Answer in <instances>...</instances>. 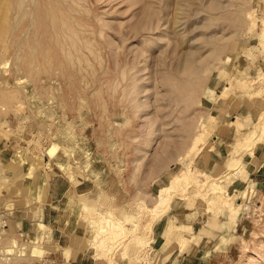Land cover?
I'll list each match as a JSON object with an SVG mask.
<instances>
[{
	"label": "rangeland",
	"instance_id": "374dc122",
	"mask_svg": "<svg viewBox=\"0 0 264 264\" xmlns=\"http://www.w3.org/2000/svg\"><path fill=\"white\" fill-rule=\"evenodd\" d=\"M29 1L0 0V264H73L69 184L108 264H264V0Z\"/></svg>",
	"mask_w": 264,
	"mask_h": 264
},
{
	"label": "crops",
	"instance_id": "0c3cea01",
	"mask_svg": "<svg viewBox=\"0 0 264 264\" xmlns=\"http://www.w3.org/2000/svg\"><path fill=\"white\" fill-rule=\"evenodd\" d=\"M54 164H57L56 162ZM59 164V163H58ZM27 170L23 172L20 176L23 177V181H20L18 183H12L9 189V194L12 196H18L21 193L25 192L26 189V179L25 174ZM60 182V186H61ZM31 184L33 185V182L31 180ZM41 184V182L37 183ZM66 184H69L67 182ZM67 186V185H66ZM79 186H76L75 184H69L66 188L63 190L62 199L67 200V202L63 205H61L56 209H52L54 211V216H50L51 218L47 219L49 217V214H45L44 221H50L52 225L55 227L54 236L55 242L51 244V247H54L55 250L50 252V258L52 260H55L59 263H62L64 259V251L65 249H69V259L70 262L73 264H108V261H106L104 258H98L96 257V251L94 248H92L89 245V240L87 237V225L85 224V221L78 219L72 215L74 207L73 203H69L70 200H77L79 195ZM82 193V192H81ZM119 193H115L114 195H118ZM85 195V193H84ZM69 200V201H68ZM74 202V203H75ZM174 221L168 222L166 225V235H169L171 232L172 226H174ZM181 225H176V227H179ZM56 232L59 233L58 237L56 238ZM57 233V234H58ZM56 245L57 248L55 247ZM164 243H161L160 247H163ZM195 246V245H193ZM194 248V247H193ZM199 252V253H198ZM197 254H200V250H198ZM122 253V252H121ZM121 253H118L116 255V259L118 258V264H125L128 262L127 258H121ZM197 254H193L194 258H190L192 255L188 253H179V250H173L170 251L166 257L165 252H159V255H161V260L163 264H174V262L178 261L182 264H185L186 260H194L197 258ZM182 257V259H180ZM164 259V261H163ZM181 260V261H180ZM180 263V264H181ZM128 264V263H127Z\"/></svg>",
	"mask_w": 264,
	"mask_h": 264
},
{
	"label": "bare ground",
	"instance_id": "6f19581e",
	"mask_svg": "<svg viewBox=\"0 0 264 264\" xmlns=\"http://www.w3.org/2000/svg\"><path fill=\"white\" fill-rule=\"evenodd\" d=\"M25 1V0H24ZM29 1V0H28ZM58 1V0H57ZM65 0H61V2H63V3H65L64 2ZM7 2H9V1H7ZM30 2V1H29ZM36 2H39L38 0L36 1V0H34V3H35V5H36ZM69 2V1H68ZM78 3V2H77ZM7 4V3H6ZM35 5H33V7L35 6ZM24 6H25V3H24ZM35 8V7H34ZM68 8V7H67ZM23 10V9H22ZM35 10V9H34ZM32 11H33V9H32ZM8 12V11H7ZM56 12V11H55ZM22 13V12H21ZM46 14V13H45ZM19 17V16H18ZM61 18V17H60ZM31 21V20H30ZM9 29V28H8ZM12 29V28H11ZM33 29V28H32ZM263 31H264V25H263ZM29 32V31H28ZM39 32V31H38ZM28 34V33H27ZM8 35H10V33L8 34ZM9 37V36H8ZM63 38V37H62ZM28 39V38H27ZM52 40V39H51ZM60 43V42H59ZM58 45V44H57ZM61 45V44H60ZM49 48V47H48ZM47 57V56H46ZM57 60V59H56ZM56 65V64H55ZM62 66V65H61ZM55 67V66H54ZM58 69V68H57ZM225 93V92H224ZM60 119V118H59ZM59 127V126H58ZM205 131H206V128L204 127V129L200 132V134L198 135V137H197V139H196V141H195V145H197V146H199L200 145V143L202 142V140H203V137H204V135H205ZM200 151H201V148H199V149H197V158H198V156H199V153H200ZM171 178H173V179H177L178 178V176L176 175V173L171 177ZM165 180H166V178H162L161 179V185L157 188V191L159 192V193H161V191L165 188ZM186 199V198H185ZM187 201V200H186Z\"/></svg>",
	"mask_w": 264,
	"mask_h": 264
}]
</instances>
